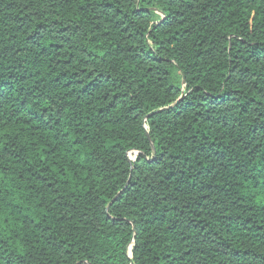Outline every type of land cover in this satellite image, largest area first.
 I'll list each match as a JSON object with an SVG mask.
<instances>
[{"label": "trees", "instance_id": "trees-1", "mask_svg": "<svg viewBox=\"0 0 264 264\" xmlns=\"http://www.w3.org/2000/svg\"><path fill=\"white\" fill-rule=\"evenodd\" d=\"M0 264H264V0H0Z\"/></svg>", "mask_w": 264, "mask_h": 264}]
</instances>
